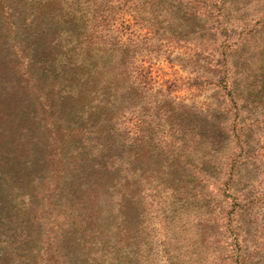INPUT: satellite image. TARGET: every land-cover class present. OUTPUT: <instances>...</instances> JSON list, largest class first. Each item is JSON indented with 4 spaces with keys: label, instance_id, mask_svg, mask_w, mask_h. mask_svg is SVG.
Returning <instances> with one entry per match:
<instances>
[{
    "label": "rangeland",
    "instance_id": "obj_1",
    "mask_svg": "<svg viewBox=\"0 0 264 264\" xmlns=\"http://www.w3.org/2000/svg\"><path fill=\"white\" fill-rule=\"evenodd\" d=\"M144 1L133 0L135 13V8L125 11L116 7L115 21L96 27L99 32L92 36L96 43L91 45L85 40L76 46L66 29L73 28L72 24L61 18L53 56L58 73L47 77V84L40 88L42 95L62 105L68 125L64 134L94 152L96 165L106 164L98 176L80 169L76 179L77 185L85 186L84 192L87 186L93 187L91 192L96 195L92 197L90 192L88 197L96 201L91 212L100 222L93 239L98 244H91L88 238L80 243L95 253L96 264H222L218 241L226 229L239 228L247 244L260 243L264 237V110L241 113L250 117L253 131L249 154L256 147L259 153L248 161L246 170L241 168L232 188L227 186L205 202L201 184L186 176L192 172L173 162L185 142L190 143L188 132H181L188 126L177 122L182 112L178 105L211 115L219 103H226L228 90L214 85L217 74L210 66L212 59L221 58V50L212 53L207 49L226 39L241 43L245 58L258 52L264 45L256 42L264 36V0H196L183 5L182 12L191 21H181V14L172 12L168 20L160 17V23L150 18ZM88 4L86 0H63V13L77 7L90 15ZM215 7L219 16L212 28V19L199 15L208 8L217 12ZM190 8L198 13L193 19L187 15ZM76 21L85 22L87 32L92 27L90 19L80 16ZM114 39L129 47L109 46ZM105 42L108 46L101 44ZM19 67L25 75L22 61ZM231 68L236 79L242 67ZM112 141L119 143L120 150L98 157L102 143ZM55 169L57 181L48 176L36 191L49 188V194L64 177L73 175L75 179L70 159L57 162ZM131 194H135L133 204L126 208ZM244 197L250 203L247 211L241 209ZM40 212L36 263L68 264L60 249L49 246L58 229L55 223L62 216L60 209ZM217 217L219 222L214 220ZM120 225H130L128 235L119 231ZM110 237L121 241L108 244Z\"/></svg>",
    "mask_w": 264,
    "mask_h": 264
},
{
    "label": "trees",
    "instance_id": "obj_2",
    "mask_svg": "<svg viewBox=\"0 0 264 264\" xmlns=\"http://www.w3.org/2000/svg\"><path fill=\"white\" fill-rule=\"evenodd\" d=\"M193 1L196 0H145L143 3L151 11L150 18L160 20L159 23L163 21L160 17L168 20L172 12L181 14V21L189 22L191 19L182 12L183 5L189 6ZM86 2L89 3L86 9H90V15L87 10L81 13L77 7L63 13V0H0V264H37L35 247L41 234L40 210L51 212L57 208L62 216L55 223L58 229L50 238V249H60L68 264L97 263L95 253H90L86 245L80 243L88 238L91 244H98L93 239L100 222L91 212L96 201L88 197L93 187L87 186L84 192L85 186L77 185L76 179L80 169L86 175L90 172L98 176L106 164L96 165L94 152L89 153V150L76 145L74 137L64 134L68 125L62 105L42 95L40 88L47 84V77L58 73L53 56L57 47L54 42L61 34L58 27L61 18L72 24L73 28L66 29L70 38L75 39L76 46L80 47L85 40L87 45L96 43L95 37L92 39L99 32L96 27L110 20L115 21L113 10L116 7L125 11L135 8L134 13L137 7H133V0ZM208 9L205 15L200 14L199 17L212 19L213 28L217 24L219 9L216 8L217 12ZM108 11L111 14H107ZM187 12L190 18L198 14L192 8ZM85 15L88 17L85 18ZM80 16L92 22L88 32L85 22L77 23L76 17ZM214 39L216 41L217 38ZM258 41L264 44V36H260ZM101 44L108 46L106 42ZM239 44L228 43L224 39L217 47L214 45L207 49L212 53L221 50L218 55L221 58L212 59L210 66L217 74L214 85L228 90L226 103H219L216 112L211 115L178 105L182 112L177 122H185L191 132L185 127L181 130L188 132L190 143L185 142L183 151L173 156V162L177 166L183 165V171L192 172L186 176L201 184L205 202L215 199L227 186L232 188L241 168L246 170L248 161L259 153L256 147L254 153L249 154L253 131L250 117H242L241 113L264 110V45L258 52L250 53L245 58L243 46ZM109 46L118 49L129 47L115 39ZM233 46L235 49H232ZM19 61L25 64V75L21 73ZM231 65L234 68L237 65L242 67L236 79ZM51 87L55 88L53 82ZM59 121L61 123L58 124ZM131 140L140 142L138 139ZM120 148L116 141L103 142L97 155L100 157L103 152L119 151ZM68 159L75 179L73 175L68 179L64 177L62 182L55 183L49 194V188L36 191L41 180L47 181L48 176L56 180L59 173L55 169L56 163ZM90 195L93 197L96 194L91 192ZM132 195L125 204L126 208L133 204L135 194ZM241 201V209L247 211L250 203L246 197ZM220 219L217 217L214 220L219 222ZM119 227L120 232L125 231L124 235L131 231L130 225ZM238 230L226 229L220 236L221 263L264 264V237L260 243L247 244ZM120 241L110 237L106 243Z\"/></svg>",
    "mask_w": 264,
    "mask_h": 264
}]
</instances>
